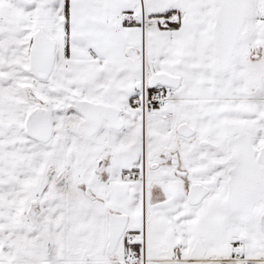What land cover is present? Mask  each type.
I'll use <instances>...</instances> for the list:
<instances>
[{
  "label": "snow or ice",
  "instance_id": "1",
  "mask_svg": "<svg viewBox=\"0 0 264 264\" xmlns=\"http://www.w3.org/2000/svg\"><path fill=\"white\" fill-rule=\"evenodd\" d=\"M0 264H264V0H0Z\"/></svg>",
  "mask_w": 264,
  "mask_h": 264
}]
</instances>
